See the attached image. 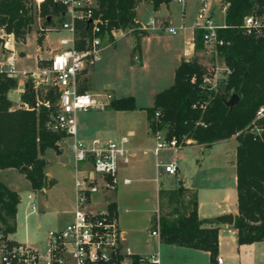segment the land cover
<instances>
[{
	"label": "trees",
	"instance_id": "1",
	"mask_svg": "<svg viewBox=\"0 0 264 264\" xmlns=\"http://www.w3.org/2000/svg\"><path fill=\"white\" fill-rule=\"evenodd\" d=\"M146 1L153 10L172 0H96L94 16L101 19L100 32L113 39L112 30L136 28V6ZM227 8L223 17V26L217 29V36L223 44L217 46V53L222 58L230 73L217 90L209 89L202 83L206 66L197 57L182 60L175 69L173 83L154 95L153 105L147 109L149 126L164 128L168 137L183 136L197 144L207 146L221 140H228L242 130L253 119L256 109L264 105V27L259 33L245 34L241 23L246 15L264 18V0H223ZM63 11V7L53 0H44L39 9H33L25 0H0V27L7 34H12L17 41H25L35 15L51 21L53 14ZM50 18V20H49ZM137 33L139 43L141 30ZM85 35V31L81 33ZM203 30H194V50L203 49ZM41 37L37 38V43ZM81 47V43H78ZM46 60H38L39 67H45ZM89 77L78 79V92L90 88ZM17 79L0 73V169L16 168L30 182L34 190H42L52 185L46 175V160L42 157L47 148L56 152L58 141L65 136L48 128L47 122L57 107L54 101L58 92L52 88L46 90L44 98L48 103L34 105L36 95L33 83L28 81L21 101L28 108L11 109L7 97L10 89L16 87ZM232 93L238 101L231 109L224 103ZM207 101L204 109L193 107L197 102ZM110 109H135L131 95L114 98ZM159 110L157 125L152 119ZM264 126V118L260 120ZM153 128V129H154ZM235 167L237 214L232 227L237 232L239 244H249L264 240V133L255 137L251 133H240L235 137ZM191 193L189 205L184 212L175 217L159 218L160 241L179 246L205 250L210 253V260L218 253V226L214 220L200 219L197 214V194L185 190L182 186L167 191L179 197L181 193ZM164 191L159 194L163 196ZM19 194L0 181V233L8 236L16 231V212ZM108 207L115 211L113 201Z\"/></svg>",
	"mask_w": 264,
	"mask_h": 264
},
{
	"label": "built area",
	"instance_id": "2",
	"mask_svg": "<svg viewBox=\"0 0 264 264\" xmlns=\"http://www.w3.org/2000/svg\"><path fill=\"white\" fill-rule=\"evenodd\" d=\"M37 10L44 0H33ZM63 7L60 12L63 19L58 26L49 27L45 18L37 15L38 29L43 35L49 30H63L68 36L59 40V47L52 49V57L48 64L35 73L28 70H18L15 65L18 52L13 47L6 49L10 54L5 63H0V73L10 77L17 75L31 79L35 87L48 84L47 74H52L51 85L57 87V109L50 115L47 126L55 132H63L66 137H71L69 151L74 160V188L75 205L71 219L63 227L51 229L46 233L42 246L16 242L0 233V264H159L157 253L148 256L134 254L126 246L124 232L120 227L118 216L108 207V202L100 204L98 195L103 191H113L118 183V169L120 164H127L134 155L130 149V134L107 138L93 137L88 141L77 137L78 129L76 113L78 111L96 110L104 111L110 107L114 94L107 88L100 90H85L78 92V75L94 66L100 59L101 52L113 43L118 37L125 36L127 30H112L113 39L104 32H100L101 19L94 16L97 7L96 0H53ZM184 4V0H175ZM221 0H201L197 8L192 30H203L202 38L205 50L213 51L214 61L206 66V73L202 83L209 89L217 90L225 82L230 69L218 60L217 46L223 44V39L217 36V29L223 23L216 22L212 14L211 3ZM220 11L225 14L227 3L222 1ZM52 18V17H51ZM50 20V18H49ZM150 19L148 24L136 26V29H146L154 25ZM264 27V18L256 15L244 16L241 28L245 34L259 33ZM133 29V28H131ZM184 26H168L171 34H179ZM85 35L82 36V32ZM116 32L119 35L116 36ZM12 34H7V37ZM193 41V39H191ZM5 44L7 40L4 41ZM81 43V47L78 46ZM183 54L187 55V49ZM138 60V56H134ZM207 101L197 102L193 107L204 109ZM159 110L154 112L152 119L157 125ZM264 118V105H260L252 121L242 130L234 134L251 133L260 137L264 133V126L260 120ZM151 127L154 145L149 151L157 158L161 150L177 151L190 144L191 139L183 136L179 141L176 137H168L164 128ZM57 143V144H58ZM159 165V164H157ZM163 169L168 175H176L178 163L175 159L163 164ZM129 183V179H123ZM101 196V195H100ZM32 210L35 209L33 196L28 195ZM154 222L151 234L159 237V222ZM222 264V258H216Z\"/></svg>",
	"mask_w": 264,
	"mask_h": 264
},
{
	"label": "rangeland",
	"instance_id": "3",
	"mask_svg": "<svg viewBox=\"0 0 264 264\" xmlns=\"http://www.w3.org/2000/svg\"><path fill=\"white\" fill-rule=\"evenodd\" d=\"M25 1L26 4L33 9L34 1ZM222 1L223 0L212 2L213 5L211 6L212 14L216 19V22L219 24L223 23V14L220 11V8L223 4ZM198 4L199 0H184V4L182 6L176 1L172 0L169 3L172 23L174 25H177L180 22H182L184 25L192 24ZM150 15L155 16L157 14L150 10L141 13L140 18L145 21L144 24L147 23V19ZM62 19L63 17L60 13L53 14L51 21L46 25L49 27L58 26ZM30 28V32L27 34L25 41H17L14 37L13 40H9L7 35H5L6 32L4 29L0 27V35H2L7 40V43L5 44L4 40L0 38V60L5 59L4 61L6 62V58L10 54V52L6 49V46L8 47L9 45V47H13L16 51L18 48L22 51L21 54L16 56L15 65L17 69L34 68L38 45L42 44L43 47H46L47 52L52 53L53 48L59 47V40L68 36L66 31H57L52 29L47 31L45 38H42L41 43L37 44V38L41 36L42 32L38 29L36 15ZM137 30L138 29L136 28L125 29L124 31H126L127 34L116 39V51L113 52H137L136 49L132 50L131 48V42H133V36L134 38L137 36V33L135 32ZM166 35V33H161V40L164 42L168 41ZM171 37L173 38V36ZM8 42H10V44H8ZM113 49L114 47H109L104 52ZM195 52H198L200 56L202 55L201 52H205L202 56V58H204L202 60L203 65L205 66L211 64L215 59L213 56V51L205 50L204 47L203 49L197 51L195 50ZM218 60L220 63H222V58L219 55ZM136 62L133 63L136 66V68L133 70H129L127 66L125 67L120 65L117 68L113 67L114 69L109 71L108 74L95 72V74L90 76L88 83L91 89H99L107 80H111L115 83L117 82L120 85L122 84L124 86V91H128L126 95L133 94L136 108L132 110H124V112L120 114L116 113L117 122L121 123L122 125L125 124L124 126H128L129 124L131 125L130 127L137 130L138 135L146 134L147 137H150V134L147 131V109L153 105L152 91L154 88H151V82L147 79L146 73L139 69V63ZM47 77L48 84L45 86L38 85L35 87L33 85L34 89L40 93L35 97V106L41 103H48L44 98L47 89L52 88L54 92H58L57 87L51 85L52 74H47ZM83 77V73L78 75V79L80 80ZM104 79L107 80L104 81ZM28 81L31 82V79H28ZM24 90L25 88L23 89L22 93ZM54 104L57 107V98L54 101ZM26 105L28 108V104ZM108 109L104 111H78L76 113V120L79 122H84L87 126L93 122L98 123L104 112L109 111ZM110 112H112V114L114 113L113 111ZM150 130L152 132L151 128ZM109 135L112 136V134ZM106 137L108 136L105 135V138ZM69 141L70 140L68 138L63 141V152L61 155L57 154L52 148H47L43 154V158L47 162L45 171L50 178V182H52L50 189L47 191V195H44L40 190L32 189L30 182L21 175L20 171H14V173H5L10 177V179H5V175L2 173L0 174V179L2 181L8 184L13 183V185H16L19 194V202L17 204L16 232L11 235V237L15 240L24 242V237L28 236L35 241V243H30L31 245L33 244L35 246H42V239L49 230L58 228V225L66 223L67 216L65 211L70 208L72 202L74 201L75 195L74 160L68 150ZM235 144L236 139L231 137L226 141L209 145L205 149L206 151H209V154L202 157V161L198 159V163L206 162L211 166H221L225 159L232 160L234 158ZM192 146L193 145H185L181 150L179 149V151L183 153L188 152L187 156L191 157V153L189 152H191L193 149L197 150L198 148V146ZM179 153L180 152H175L173 150H161L157 156V161L159 163H164L176 158L179 162ZM157 161L155 160V157L152 153L138 152L135 157L130 158L129 163L124 165L120 164V166L123 165L122 168H127V171H123V173L120 171L121 169L118 171V183L116 185L117 190L108 192L103 191L98 195L97 200L100 201V204H102L104 202L112 201V196L114 198V195H116L119 215L123 218V220L130 219V216L132 215L135 216L138 227H142L143 229L150 228V226L155 227L154 222L157 220V218L158 220L161 217L172 219L175 217L176 213L184 212V207L189 205L191 193L184 192L181 193L182 195L179 197H176L172 196V194L166 193L167 191H164L165 193H163V196H161L158 189L160 184L162 183L163 187L174 186L176 183V176L164 173L163 167L156 165ZM132 164H140L141 169L137 172L130 171L129 168ZM124 176L130 178L129 182H131L124 184L122 182V178ZM210 176V179H212V177L214 179L216 178V174ZM210 187L213 188L211 189L212 200L216 201V203L220 205H224V203L222 204V194L224 189H222L223 186L221 185V182H215L214 185ZM28 193H31L34 196L35 211L33 212L30 206V201L27 198ZM45 199L47 200L44 203ZM125 208H128L129 210L125 211ZM150 215L153 216V225L146 220V218Z\"/></svg>",
	"mask_w": 264,
	"mask_h": 264
},
{
	"label": "crops",
	"instance_id": "4",
	"mask_svg": "<svg viewBox=\"0 0 264 264\" xmlns=\"http://www.w3.org/2000/svg\"><path fill=\"white\" fill-rule=\"evenodd\" d=\"M200 1L201 0H199V4ZM169 3L161 4L159 9L153 10L150 3L146 1L139 2L135 9L136 11L135 21L137 23V26L144 24L145 22L140 18L142 12L150 10L152 12H155L157 15L155 16L150 15L147 19V23L144 24V25L148 24L149 20L153 19L155 21L153 26L148 25L146 29H138L143 32L141 33L138 44L136 41V37L134 38V36L132 35L133 42H131V48L132 50L136 49L137 52H113L116 51L117 40H115L111 45L106 47L107 49L109 47H114V49L104 52L107 50L105 48L100 54V59L94 64L93 67L85 70L83 72V75L89 77L90 79V76L95 74V72L108 74L109 71L113 70L115 67L117 68L120 65L125 67L127 66L129 70H133L136 68L135 64L133 63L137 61L136 63H139V69H141L144 73H146L147 79L151 82L150 85L151 88H154V90L152 91V98L154 101V95L157 92L169 87L173 83L175 69L182 60H190L193 57H197L199 62L203 64L202 60L204 58H202V56L205 52H201L202 53L201 56L200 54H198V52H195L194 43L193 41H191V39H193L194 36V30H192L191 24L184 25L182 22H180L177 25H174L171 19V11L169 9ZM212 5L213 3H211V6ZM182 13H183V8H182ZM180 25L184 26V29L179 34H171L167 30L168 26L178 27ZM117 33L119 34V32H116V36L118 35ZM161 33L167 34L166 37L168 38L169 42L168 41L164 42L161 40L162 39ZM5 35H7V33H5ZM45 36L46 34L45 35L41 34L40 36L41 40L42 38H45ZM171 36H173V38ZM0 38L3 39L4 41L6 40V38H4L2 35H0ZM8 38L9 40L11 39L13 40L12 36H9ZM8 44H10V42H8ZM185 49H187L186 56L183 54ZM17 52L18 54L22 53V51L19 48L17 49ZM52 55L53 52L52 53L47 52L46 47H43L42 44H40L37 47V54L35 56V67L21 68L18 70H28L36 73L40 69V67L38 66V60L48 61V59L51 58ZM134 56H138V60H134ZM4 60H0V63H5ZM16 78H17V87L10 89L7 93V97L12 104L11 109L21 108V107L27 108L26 103L21 101L20 96L23 89L27 86L28 78L20 75H17ZM105 80L107 79H104V81ZM102 88L109 89L114 94L115 98L128 96V95L133 96V94L126 95L128 91L126 92L124 91V86L122 84L120 85L117 82L115 83L111 80L105 81L99 89L89 88L88 90H100ZM117 92H122V93H117ZM108 110L109 111L104 112L98 123L93 122L90 123L89 126H87L84 122H79L76 120L77 129H78L77 137L81 140L88 141L93 137L105 138V135L108 137H113V136L118 137L125 134H130L128 146L130 147L131 150L134 151V155L132 157H135V155L138 152L151 153L149 151V148L153 146V137H152V132L149 128L150 127L149 119L147 122L148 124L147 131L150 134V137H147L146 134L138 135L137 130L130 127L131 125L129 124L128 126L127 125L124 126L125 124L122 125L121 123L117 122L116 113L120 114L124 112V110H113V109H108ZM110 111H113L114 113L112 114V112ZM109 134H112V136ZM66 138H68L71 141V137H66ZM63 141L58 143L59 151L56 152L57 154L61 155L63 152ZM223 141L226 140H221L217 142H223ZM188 145H193L192 147L198 146V148L197 150L193 149L191 152H189L191 153V157L187 156L188 152L183 153L179 150L175 151V152H180L178 156L180 161L178 162V160L174 158L178 163V170L175 175L176 183L174 186H169V187H163L161 183L158 188L159 191L160 190L170 191L177 189L179 186H182L185 190L196 192L197 202H198L197 205L198 217L200 219L215 221L211 224H205V226H210V225L218 226V253L216 258L221 257L222 264H264V240L256 241L249 244H239L237 242V232L232 227V225H228L226 223L217 220V217L223 214L230 213L233 214V216L237 214L236 167H235L236 144L234 145V158L232 160L225 159V161L222 163L221 166L219 165L211 166L206 162L198 163V159L202 161V157L207 156L209 154V151L205 150L208 147L207 145L197 144L192 139L190 144ZM181 149L182 148H180V150ZM155 160L157 161L158 158L155 157ZM164 163L161 162L159 163L157 161L156 165L159 164L157 166L163 167ZM122 166L119 167L118 171L121 169L120 171H122L123 173V171H127V168H122ZM140 167H141L140 164H132L129 170L132 172H137L141 169ZM14 171H19V170L16 168L0 169V174L1 173L4 174L5 179L8 178L10 179V177L5 173H14ZM163 172L166 173L164 169ZM20 173L23 177H25L24 173H22L21 171ZM213 174H216V178L214 179L212 177V179H210L211 177L210 175ZM47 178L48 180L50 179L48 175ZM125 178L128 177L124 176L122 178V182L123 179ZM128 179L130 180V178ZM0 181L4 183L8 188L13 189L18 193L16 185H13V183L8 184L2 181L1 179ZM214 181L221 182V185L223 186L222 189L224 190L222 194V200H223L222 204L224 203V205H220L216 203V201L212 200L211 189L213 188L210 186L214 185L215 183ZM124 184H128V183H124ZM50 187L44 188L40 191L44 195H47V191L50 189ZM116 190L117 187L114 191ZM29 194L31 193H28V195ZM46 200L47 199L44 200V203L46 202ZM112 201L114 202L115 205V212L118 216L120 227L124 232L125 244L132 250L134 254L148 256L149 254L157 253L159 257V264H218L216 259L213 261L210 260V253L208 251L195 249L191 247L179 246L175 244L164 243L160 241L159 237L151 234L152 229H154L153 226L144 229L142 227H138L137 220L133 215L130 216V219L123 220V218L119 215L116 195H114V198L112 196ZM33 202H34V196H33ZM74 202H75V195H74V201L72 202L70 208L67 211H65L66 212L65 214L67 216L66 223H68L71 219L72 210L74 208ZM124 210L128 211L129 209L125 208ZM33 211H35V209L32 210V212ZM16 217H17V212H16ZM146 220L153 225L152 215L147 217ZM66 223L58 225V228L63 227ZM14 233L9 234L8 238L16 242H21L11 237V235H13ZM45 236L42 239L43 243ZM32 242L35 243V241L31 239V237L28 236L24 237L23 243L30 244ZM145 264H150V263H145Z\"/></svg>",
	"mask_w": 264,
	"mask_h": 264
},
{
	"label": "water",
	"instance_id": "5",
	"mask_svg": "<svg viewBox=\"0 0 264 264\" xmlns=\"http://www.w3.org/2000/svg\"><path fill=\"white\" fill-rule=\"evenodd\" d=\"M238 101V96L236 93H232L231 96L224 101L225 105L229 107V109L232 108V106ZM217 220L223 223H226L228 225H232L234 221L233 214H223L217 217Z\"/></svg>",
	"mask_w": 264,
	"mask_h": 264
}]
</instances>
